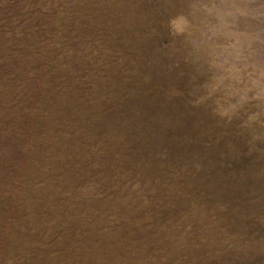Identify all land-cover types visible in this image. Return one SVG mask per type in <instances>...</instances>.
Masks as SVG:
<instances>
[{
    "label": "rangeland",
    "instance_id": "rangeland-1",
    "mask_svg": "<svg viewBox=\"0 0 264 264\" xmlns=\"http://www.w3.org/2000/svg\"><path fill=\"white\" fill-rule=\"evenodd\" d=\"M176 6L0 0V264H264V154L189 103Z\"/></svg>",
    "mask_w": 264,
    "mask_h": 264
},
{
    "label": "clouds",
    "instance_id": "clouds-1",
    "mask_svg": "<svg viewBox=\"0 0 264 264\" xmlns=\"http://www.w3.org/2000/svg\"><path fill=\"white\" fill-rule=\"evenodd\" d=\"M167 2L179 7L168 19L173 40L164 47L177 66L183 62L204 77L193 84L194 98L189 103L205 107L225 125L238 120L240 134L248 136V153L264 154V147H258L264 145V0ZM253 20L261 27L247 23ZM144 79L149 82L151 76L145 75ZM192 80L195 82L197 76L193 75ZM165 95L171 99L183 93L170 87ZM194 167L199 171L202 165L195 162ZM131 188L140 190V182ZM82 191L89 193L88 188ZM144 203H148L146 197ZM8 264L13 262L9 260Z\"/></svg>",
    "mask_w": 264,
    "mask_h": 264
}]
</instances>
